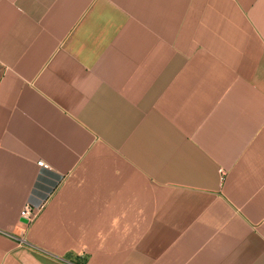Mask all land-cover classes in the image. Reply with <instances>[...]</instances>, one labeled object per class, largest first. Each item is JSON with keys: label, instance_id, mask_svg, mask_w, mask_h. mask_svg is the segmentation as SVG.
I'll list each match as a JSON object with an SVG mask.
<instances>
[{"label": "crops", "instance_id": "obj_1", "mask_svg": "<svg viewBox=\"0 0 264 264\" xmlns=\"http://www.w3.org/2000/svg\"><path fill=\"white\" fill-rule=\"evenodd\" d=\"M0 264H264V0H0Z\"/></svg>", "mask_w": 264, "mask_h": 264}, {"label": "built area", "instance_id": "obj_2", "mask_svg": "<svg viewBox=\"0 0 264 264\" xmlns=\"http://www.w3.org/2000/svg\"><path fill=\"white\" fill-rule=\"evenodd\" d=\"M37 164L39 166H42L44 168L49 167L48 164H46L45 162H43L42 160L38 161ZM221 173H223V170H220ZM39 209L36 207H33L29 204H25L20 212L21 217H23L26 220V224L31 222L37 215ZM26 239L25 237H20L19 238V242L20 243H25Z\"/></svg>", "mask_w": 264, "mask_h": 264}, {"label": "water", "instance_id": "obj_3", "mask_svg": "<svg viewBox=\"0 0 264 264\" xmlns=\"http://www.w3.org/2000/svg\"><path fill=\"white\" fill-rule=\"evenodd\" d=\"M24 221H26V220H24Z\"/></svg>", "mask_w": 264, "mask_h": 264}]
</instances>
